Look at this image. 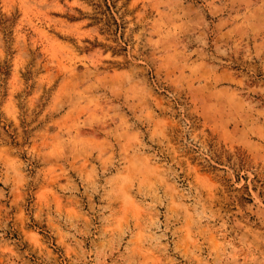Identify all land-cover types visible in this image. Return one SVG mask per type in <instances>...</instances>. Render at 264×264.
<instances>
[{
	"label": "rangeland",
	"instance_id": "rangeland-1",
	"mask_svg": "<svg viewBox=\"0 0 264 264\" xmlns=\"http://www.w3.org/2000/svg\"><path fill=\"white\" fill-rule=\"evenodd\" d=\"M0 264H264V0H0Z\"/></svg>",
	"mask_w": 264,
	"mask_h": 264
}]
</instances>
